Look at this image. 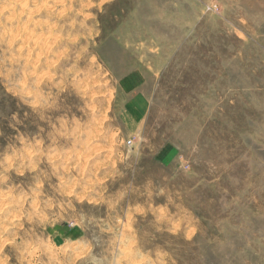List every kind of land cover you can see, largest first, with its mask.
<instances>
[{
	"label": "rangeland",
	"instance_id": "rangeland-1",
	"mask_svg": "<svg viewBox=\"0 0 264 264\" xmlns=\"http://www.w3.org/2000/svg\"><path fill=\"white\" fill-rule=\"evenodd\" d=\"M0 264H264V0H0Z\"/></svg>",
	"mask_w": 264,
	"mask_h": 264
},
{
	"label": "bare ground",
	"instance_id": "bare-ground-1",
	"mask_svg": "<svg viewBox=\"0 0 264 264\" xmlns=\"http://www.w3.org/2000/svg\"><path fill=\"white\" fill-rule=\"evenodd\" d=\"M44 3V2H43ZM54 8V7H53ZM40 10V9H39ZM61 13V12H60ZM42 35V34H41ZM43 36V35H42ZM45 42V41H44Z\"/></svg>",
	"mask_w": 264,
	"mask_h": 264
}]
</instances>
